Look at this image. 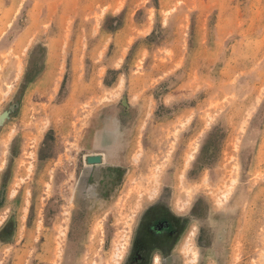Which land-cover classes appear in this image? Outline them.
I'll return each instance as SVG.
<instances>
[{
	"label": "rangeland",
	"instance_id": "1",
	"mask_svg": "<svg viewBox=\"0 0 264 264\" xmlns=\"http://www.w3.org/2000/svg\"><path fill=\"white\" fill-rule=\"evenodd\" d=\"M0 264H264V0H0Z\"/></svg>",
	"mask_w": 264,
	"mask_h": 264
}]
</instances>
